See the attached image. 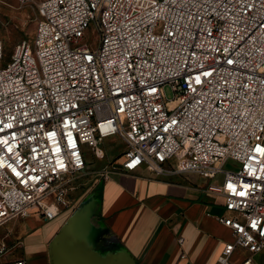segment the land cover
Wrapping results in <instances>:
<instances>
[{"label":"built area","instance_id":"2783aa9c","mask_svg":"<svg viewBox=\"0 0 264 264\" xmlns=\"http://www.w3.org/2000/svg\"><path fill=\"white\" fill-rule=\"evenodd\" d=\"M37 14L0 67V228L31 209L52 220L88 182L146 165L207 179L232 235L212 264L237 249L252 264L264 248V0H40ZM112 137L121 161L89 177L82 147L100 154ZM15 246L0 239V260L26 264Z\"/></svg>","mask_w":264,"mask_h":264},{"label":"crops","instance_id":"0c3cea01","mask_svg":"<svg viewBox=\"0 0 264 264\" xmlns=\"http://www.w3.org/2000/svg\"><path fill=\"white\" fill-rule=\"evenodd\" d=\"M95 179L75 194L68 214L44 232L25 228L32 216L44 224L37 213L18 221L21 239H29L21 241L22 249L28 244L30 250L28 259L23 256L26 264H51L50 242L78 207V244L97 253L101 264H212L223 243L232 240L231 230L217 219L229 215L223 196L208 190L207 179L190 173L159 175L146 165L112 171L101 187L94 186ZM247 255L237 249L230 261L242 264ZM250 256L252 264H264V248Z\"/></svg>","mask_w":264,"mask_h":264},{"label":"rangeland","instance_id":"374dc122","mask_svg":"<svg viewBox=\"0 0 264 264\" xmlns=\"http://www.w3.org/2000/svg\"><path fill=\"white\" fill-rule=\"evenodd\" d=\"M40 0H0V40L3 45L2 57L0 60V67L3 66L9 59L13 52V49L17 43L22 40L32 39L33 32L35 29L36 21L38 18L37 14V4ZM84 42L89 45V47L94 48L97 44V35L96 30L93 24H90ZM165 95L167 98H172V92L168 86L164 89ZM85 152V159L88 163V169L90 170L89 177H94L96 170L101 168L104 164L113 162L115 164L121 161V151L123 144L117 137H112L110 139H105L103 145H100V154L93 153L92 150L87 147H82ZM179 155L175 157V160H178ZM176 163V162H175ZM223 168L225 170L235 171L238 168V165L228 160ZM87 177L83 178L86 179ZM221 176H218L213 182L219 181ZM68 212L61 208V214L54 220L44 221V224L36 223L35 216H32L27 219V225L25 228L28 229V233L38 229L37 232H44L48 226H51L55 222H59V217H64ZM30 214H35L33 209L30 210ZM18 220H15L8 223V225L0 228V239L4 240L8 245L16 243L18 240L23 243L29 241L28 235L20 236ZM14 222V224H13ZM33 232L30 236L36 234ZM7 235V237H6ZM33 239V238H32ZM21 242V243H22ZM27 245V246H26ZM21 247L15 246L14 255L15 256H24L28 259V254L30 253L28 244ZM0 264H5L0 260Z\"/></svg>","mask_w":264,"mask_h":264},{"label":"water","instance_id":"95a60500","mask_svg":"<svg viewBox=\"0 0 264 264\" xmlns=\"http://www.w3.org/2000/svg\"><path fill=\"white\" fill-rule=\"evenodd\" d=\"M78 210L79 207L50 242L51 264H101L97 253L78 244L80 237L74 226Z\"/></svg>","mask_w":264,"mask_h":264}]
</instances>
